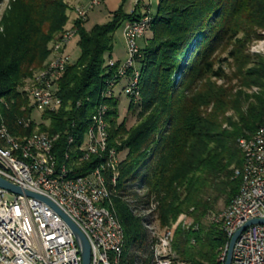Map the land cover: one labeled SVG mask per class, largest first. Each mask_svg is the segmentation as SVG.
Wrapping results in <instances>:
<instances>
[{
	"label": "trees",
	"instance_id": "trees-1",
	"mask_svg": "<svg viewBox=\"0 0 264 264\" xmlns=\"http://www.w3.org/2000/svg\"><path fill=\"white\" fill-rule=\"evenodd\" d=\"M144 7L141 0L130 13L119 6L89 30L86 21L75 19L70 28L79 56L53 84L61 105L43 111L36 124L22 88L69 28L68 6L64 0H8L0 16V125L14 139L58 134L57 164L67 163L73 178L84 177L102 161L80 160L79 148L94 110L105 106L108 147L119 159L114 184L113 171L103 173L107 207L123 232L119 264H149L156 239L148 228H169L181 214L192 223L175 229L170 264H219L227 239L219 225L203 223L213 208L203 197L223 176L230 193L226 204L238 193L239 180L232 177V167L242 164L237 140L264 124V58L249 54L264 32V0H157L154 13ZM145 15L139 53L120 78L116 69L126 60L107 65L113 35ZM135 73L137 84L126 93ZM109 82L113 93L106 97ZM122 94L127 114L136 117L129 128L120 120ZM69 137L75 138L71 146Z\"/></svg>",
	"mask_w": 264,
	"mask_h": 264
},
{
	"label": "built area",
	"instance_id": "built-area-1",
	"mask_svg": "<svg viewBox=\"0 0 264 264\" xmlns=\"http://www.w3.org/2000/svg\"><path fill=\"white\" fill-rule=\"evenodd\" d=\"M103 1L88 0V3H94L95 9ZM146 7L147 5L144 8ZM80 11H83L81 21H86L87 11L83 8ZM143 30L145 27H141V21L134 22L132 30H123L124 37H131L133 57L139 53L137 38L139 32ZM112 63L115 62L112 60ZM110 66L112 68V64ZM130 68L132 65L121 64V72L118 76L123 77ZM49 70L50 77L47 81L36 83L34 80L22 88V92L29 100V106L36 109V112L39 102H47L48 111H56L59 106V101L54 99L52 84V74L57 69ZM112 86H114L113 82L109 85L110 90ZM89 145L94 143L89 141ZM53 151L54 148L51 153ZM112 151L116 158L118 153L113 149ZM257 156H264V145L261 143L254 147L252 161ZM35 166L45 168L38 163ZM54 172H58V168H45V176L29 175L25 172L24 166L10 162L9 158L0 152V179L23 192L49 201L72 222L76 217L65 213V205H74L86 211L87 221L92 224L93 229V240H87L90 247V264H102L103 250H108L110 246L99 244L101 234L97 232V222H106L105 215L93 213V206H85V199L91 196L79 192V177L73 178L70 175L71 170H65L63 176V180L70 181L68 188L70 204H63L62 200H59L58 189L53 188ZM71 180H78V187H71ZM92 185L98 184L94 181ZM248 186L249 196L244 197L241 202V210H235L233 214V231H227V234H231V238L248 222L264 220V164L261 172L257 173L256 179H248ZM157 245H161V249H169V243L157 241ZM228 245L229 241H227V250ZM169 259H172L170 254ZM159 261L163 262V260ZM224 261L225 257L221 264H224ZM0 264H82V260L73 234L51 206L39 199L24 194L17 195L0 188ZM230 264H264V225H248L237 235Z\"/></svg>",
	"mask_w": 264,
	"mask_h": 264
},
{
	"label": "bare ground",
	"instance_id": "bare-ground-1",
	"mask_svg": "<svg viewBox=\"0 0 264 264\" xmlns=\"http://www.w3.org/2000/svg\"><path fill=\"white\" fill-rule=\"evenodd\" d=\"M88 9L93 10L94 3H88ZM80 10H82V8L76 10V19L81 21V18H83V11ZM139 21H141V27H145L146 29L149 22L148 15H145ZM123 28L124 30H132L133 23L126 24ZM143 32H139V37ZM73 38V29H67L63 32L60 39L51 45V57L47 64L32 75L28 80L27 85L34 80H36V83L47 81L50 77L49 69H57L55 70V73L52 74L53 84V79L62 73L69 63V57L65 54L64 50L65 46H67ZM124 39L129 57L121 64L133 66V43L131 37H124ZM57 58H59V60H57ZM110 64H112V67H115V63H112L111 60L107 62L108 67L111 68ZM121 64L119 63V66L116 69L117 75L121 72ZM133 77V79L131 78L132 82L130 87L126 90V93L132 92L137 84L138 73H135V76ZM111 83L112 82L107 83L108 90L104 95L106 97L111 96L113 88L112 86L111 90L109 89ZM54 99L59 101L60 106L61 101L55 96V94ZM59 106H57V108ZM45 110H48L47 102H39L37 104V111L43 112ZM94 111L92 117H90L91 122L84 136L85 144L83 147L81 146L79 148V159L87 160L90 157H96L102 162L90 174H88L93 177L91 181L87 179L88 175L79 177V192H84L87 196H91L85 199V206H93V213H101L105 215L106 222H97V232H100L101 234V237H99V244L110 246L108 250H103L102 264H119L123 246V232L112 212L105 207L106 204H108L110 192L106 187L103 175L107 169L113 171L111 183L114 184V171L118 165V159L117 155L116 158H114L112 149H109L108 147V134L105 121L107 108L105 106H100ZM19 123L26 125V121L23 120L19 121ZM262 133H264V124L259 127L254 135L238 141V147L240 148L243 157L241 166L233 171V177L239 180L238 193L232 198L227 207L212 219V223L220 226L227 241L231 240V234H227V231H233V214L235 210H241V202H243L244 197L249 196L248 179H256L257 173L261 172V167H263L264 164V156L254 157V160L252 161V151H254V147H257L258 143L264 145V135H261ZM58 137V134L50 136L45 133H35L23 139H14L7 133L6 129L0 125V152L1 154H4L5 157H8L10 162L24 166L25 172L29 175L45 176V168H58V172L53 173V188L58 189L59 200H62L63 204H70L68 193L70 181L63 180L65 170L70 169H68V166L66 165L67 163L58 165L54 153H51ZM68 139L69 146H71L70 144L73 145V139L75 138L69 137ZM89 141H92L94 145H89ZM65 158L69 159V156L65 155ZM36 163L45 168H36ZM94 181H96L98 185H92V182ZM71 187H78V180H71ZM65 213H68L71 217H76V219H73V223L79 228L86 240H93L92 224L87 221L86 211L78 209V207H75L74 205H65ZM174 229L175 228H166L161 235L156 238L155 243L150 247L151 257L149 264L171 263L169 254ZM157 241L169 243V249H161V245H157ZM221 251L222 253L218 261L219 264H221V261L226 257L227 245L223 250L221 249ZM159 260H163V262H160Z\"/></svg>",
	"mask_w": 264,
	"mask_h": 264
},
{
	"label": "rangeland",
	"instance_id": "rangeland-1",
	"mask_svg": "<svg viewBox=\"0 0 264 264\" xmlns=\"http://www.w3.org/2000/svg\"><path fill=\"white\" fill-rule=\"evenodd\" d=\"M64 1L68 6L67 15L70 19L73 17L72 12H74V14L76 16V10L77 9H80V8H83L84 10L87 9L86 11H87L88 21L85 24L86 30L91 29L92 26H94V25L104 24L109 19L110 13L108 12L107 8L103 4H101L99 7L95 8L93 10H89L87 0H64ZM136 1L137 0H126L122 5V0H121L119 3V6H122V10L124 12L129 13L133 10ZM141 2H142V5H150V13H154V11L156 10V7H157V0H141ZM7 3H8V0H0V16H1L3 10L6 8ZM71 10H72V12H71ZM144 11H145V8H144ZM76 18H77V16H76ZM123 27L124 26L121 25L119 27V29L113 35V50H112L111 58L114 62H116V61L124 62V60L128 59V57H129L128 56V50H127V47L125 44L124 34H123V29H124ZM67 29H71V28L69 27ZM145 31H146V29L144 30V32L142 33V35L138 39H140L144 35ZM261 35H262V38L260 40L254 41L249 47V54L253 58H256L258 56H261L262 58H264V32H262ZM146 36H149V34H146ZM138 39H137V41H138ZM138 46L139 47L142 46V41L138 42ZM66 48L68 50H66ZM64 52L69 57V63L74 62L78 58L79 48L77 46V39L76 38H73L67 44V46H65ZM50 57H51V55L49 56L47 62L49 61ZM223 69L225 70V72L227 74H229L231 72V69L229 67H227V65H224ZM54 81H55V78L53 79V84H54ZM125 83H126L125 80H122L120 82L119 86L115 89L116 95L120 92L121 87H123L125 85ZM221 83H222L221 81H217L218 85H220ZM53 91H54V87H53ZM256 91H257V89L253 88L250 92H256ZM112 93H113V90H112L111 94ZM121 99H122L121 102H123V103H121L122 107H120V120L126 119V126L129 128L135 123L136 117L134 115L127 114L126 98L124 97L123 94L121 96ZM227 115H230V113H228ZM40 116H41V114H39L38 112L35 111V112H33L32 120L36 124H39V123H41ZM241 139H245V138L242 137V138H239L237 140V147H238V141ZM84 144H85V139H84L83 144L81 146L83 147ZM238 150L240 151L239 147H238ZM236 157L238 159L241 158L242 153H241V155L237 154ZM117 159H118V157H117ZM118 163H119V159H118ZM232 169L234 171L235 168L232 167ZM232 177H233V175H232ZM92 178H93L92 175L87 176V179L89 181H91ZM225 180H226V177H224V176L221 177V180L214 183L212 188L210 190H208V192L203 197L213 207L212 210L210 212H208L207 215L205 216V218L203 219V223L205 225H209L210 223H212L213 222L212 219L215 216H217L218 214H220L229 204V203L226 204L227 200L230 197V193H229L228 185L226 184ZM107 205H109V201H108V204H106V206H105L108 209ZM147 214H148V212L145 215H147ZM181 216H183V217H181ZM191 223H192V220L186 214H181L178 217V219L169 228H175L176 229L178 226H181V227H184L185 229H187ZM213 224H215V223H213ZM148 229L152 230L151 237L153 240V239H156L157 237H159L161 235V233L164 231V229H166V228L159 229L158 226L156 225V223H154V224L150 225V227ZM175 229H174V231H175ZM226 254H227V252H226ZM170 255L172 257L171 251H170Z\"/></svg>",
	"mask_w": 264,
	"mask_h": 264
},
{
	"label": "water",
	"instance_id": "water-1",
	"mask_svg": "<svg viewBox=\"0 0 264 264\" xmlns=\"http://www.w3.org/2000/svg\"><path fill=\"white\" fill-rule=\"evenodd\" d=\"M0 188L7 190L11 193L17 194V195H22L24 194L27 197H31V198H36L39 199L43 202H45L46 204H48L49 206H51L59 215L60 217L63 219V221L66 223V225L68 226V228L70 229L71 233L73 234V237L75 239V242L78 246L79 249V253L81 256V260H82V264H90V247L89 244L86 240V238L84 237V235L81 233V231L75 226V224L68 219L64 214H62L61 212H59L53 205L52 203H50L49 201L28 193V192H23L22 190H20L18 187H14L11 184L7 183L6 181L0 179ZM252 224H260V225H264V220H255V221H250L248 222L241 230H239L229 241V245H228V250H227V254L225 257V261L224 264H230L231 263V253H232V249L234 246V242L235 239L237 237V235L244 229L246 228L248 225H252Z\"/></svg>",
	"mask_w": 264,
	"mask_h": 264
},
{
	"label": "crops",
	"instance_id": "crops-1",
	"mask_svg": "<svg viewBox=\"0 0 264 264\" xmlns=\"http://www.w3.org/2000/svg\"><path fill=\"white\" fill-rule=\"evenodd\" d=\"M120 1L121 0H104L103 1V5L107 8V10H108V12L109 13H112V12H114L115 10H117V8H118V6H119V3H120ZM78 5V4H77ZM76 5V6H77ZM71 12H72V10H71ZM130 13V12H129ZM72 15H73V17L70 19V21H69V25H68V27H71L72 25H73V23L75 22V19H76V16H75V14H74V12H72ZM88 21V19L86 20V22ZM124 27H125V25H124ZM124 30V29H123ZM68 48V47H67ZM66 48V50H68Z\"/></svg>",
	"mask_w": 264,
	"mask_h": 264
}]
</instances>
